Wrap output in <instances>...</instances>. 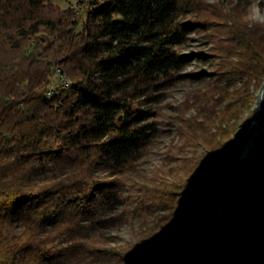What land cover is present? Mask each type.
I'll return each mask as SVG.
<instances>
[{
	"label": "trees",
	"instance_id": "1",
	"mask_svg": "<svg viewBox=\"0 0 264 264\" xmlns=\"http://www.w3.org/2000/svg\"><path fill=\"white\" fill-rule=\"evenodd\" d=\"M50 1L0 0V264H165L214 198L243 134L232 121L252 108L249 88L264 79V30L223 28L227 56L195 54L214 72L188 76L203 82L187 98L195 114L186 118L179 106L172 120L185 145L202 147L200 162L188 168L183 160L176 170L184 178L173 168L148 177L139 163L158 132L160 104L192 58L176 47L199 26L186 19L205 7L92 0L81 20ZM192 184L198 189L186 192ZM225 193L226 179L195 226L209 231L187 264H264V152L227 203ZM230 210L209 251L211 232ZM127 220L134 239L117 244L112 231Z\"/></svg>",
	"mask_w": 264,
	"mask_h": 264
},
{
	"label": "rangeland",
	"instance_id": "2",
	"mask_svg": "<svg viewBox=\"0 0 264 264\" xmlns=\"http://www.w3.org/2000/svg\"><path fill=\"white\" fill-rule=\"evenodd\" d=\"M200 1L205 8H200L198 11L196 10L197 14L195 16L190 17L189 20L186 19L188 22L194 20L192 22L199 24V26L190 33L189 38L183 45L176 47V50L181 55L192 56L180 73L182 76H185V79L180 80L174 86L165 91V99L160 104L161 115L158 121V132L155 134L153 144L149 147L148 152L142 157L139 163V167L145 171L148 177H153L157 174L161 175V173L159 174V172H157L161 169L166 171L170 168L175 170L181 168L183 160H187V162L183 164L187 167L200 162L203 154L202 147L195 143L185 145L183 138H179L175 135V127L173 126L174 122L172 120V118L176 116L174 110L179 106L185 110L184 117L189 118L195 114L196 107H194L192 101H188L187 98L190 93H193L197 89H201L203 82L201 80L193 81L191 78H188V76L197 73L214 72V65H210L208 61H199L197 57H195V54L203 56L207 55L210 57L215 54L219 57L227 56L230 51L227 46L226 35L224 34V31H222L223 28L256 25L264 30V0ZM91 2L92 0H51L50 4L58 11L73 9L76 14V17L74 18L84 20L85 9L89 8ZM232 60L236 61V59ZM55 72H58V70L56 69ZM238 85L239 83L236 86ZM260 86V88L256 86L254 88L253 85V87L249 88L250 92H252L256 98L254 99L252 108L250 110H248V108H242L236 119L232 121L235 123V126L241 125V127H245L242 131L243 133L249 129V123L255 114V104L258 100L260 90L264 89V79L260 81ZM232 100L231 97L227 98L224 104H228ZM186 101L192 105L190 106V104L184 103ZM228 123H230V120ZM250 135L251 133L248 132L247 135L239 140L242 141L240 144L241 146ZM239 141L236 145L237 152ZM236 155L237 153L234 156V160ZM213 164L216 165L217 162L215 161ZM220 165H222V162L218 161L217 166ZM176 171H179L177 176H180V178L186 176V171H183V169L181 171ZM175 174L176 172H173L170 175L168 173L165 176L171 178L173 175L175 176ZM197 189L196 185L192 184L186 192L196 191ZM206 189L208 190V186L204 188V191ZM204 191L203 194H205ZM203 196L204 199H208V192ZM188 200V198L184 199L183 206L185 209L188 207ZM234 205V202L231 201L227 204V207L234 208ZM218 212L219 209L209 218L210 224L213 222ZM230 213H232V210L223 216V219L217 223V226L211 232L208 242L209 251H215L216 247L219 246L226 230ZM134 229L135 222L127 220L115 231H112V234H115L117 237V244L124 245L131 243L134 239ZM206 233L207 232H204L201 228L196 227H193L189 231L184 244L179 250L180 255L177 264L188 263L195 250L200 246L199 244L205 239Z\"/></svg>",
	"mask_w": 264,
	"mask_h": 264
},
{
	"label": "built area",
	"instance_id": "3",
	"mask_svg": "<svg viewBox=\"0 0 264 264\" xmlns=\"http://www.w3.org/2000/svg\"><path fill=\"white\" fill-rule=\"evenodd\" d=\"M64 86H68V84L65 83ZM262 100H264V98H262ZM248 132H250L251 135L242 146L240 145L238 147L236 158L230 168L226 184L227 193L225 201L228 200L234 189H240L245 185L248 171L250 170L251 156L255 154L258 146H260L261 143H264V107H262L261 113L258 115L257 119L252 120V125L249 126ZM241 142L242 141H240V144ZM236 168H245V173L242 176H238V185H230V176H235Z\"/></svg>",
	"mask_w": 264,
	"mask_h": 264
},
{
	"label": "water",
	"instance_id": "4",
	"mask_svg": "<svg viewBox=\"0 0 264 264\" xmlns=\"http://www.w3.org/2000/svg\"><path fill=\"white\" fill-rule=\"evenodd\" d=\"M262 107H264V100H262V93H260V94L258 95V100H257L256 105H255V114H254L253 117H252L253 120H256V119H257L258 115L261 113ZM248 131H249V129H248L245 133H243V134H242V135L236 140V142L234 143V145L232 146V150H231V153H230V160H229V163H228L227 169H226L225 172L220 176V178L217 180V182H216V184H215V186H214V190H215V193H216L215 196H214V198H213V199L210 201V203L205 207V209H204V210L198 215L196 221L193 222L191 225H189V226L185 229V231L183 232V234H182V236H181V238H180V241H179V243H178L177 248L174 250V252H173L172 254H170V256H169L168 259L166 260V263H165V264H168V262H169L170 259L173 257V255L179 252V250L181 249L182 245H183L184 242H185V239H186V237H187L189 231H190L193 227L196 226V224H197V222H198V220H199V217H201V216L204 214V212H205V211H206V210H207V209H208V208H209V207L215 202V200H216V198H217V195H218V192H219V185H220V183H221L224 179H226V184H227L228 174H229L230 168L232 167V165H233V163H234V156H235V149H236L237 142H238L242 137H244L245 135H247ZM208 187H209V186H208ZM206 192H208L207 189L204 191V193L206 194ZM226 193H227V187H226ZM226 193H225V196H226ZM205 194H203V195H205ZM225 196H224L223 203H227V202H228V200L225 201ZM203 197H204V196H203ZM216 216H217V215H216ZM215 218H216V217H215ZM215 218H214V220H215ZM214 220H213V222H214ZM213 222H212V224H213ZM212 224H211V225H212ZM208 231H209V230H208ZM208 231H207V233H208ZM207 233H206V235H207ZM203 240H204V239H203ZM201 243H202V242H201ZM201 243H200V244H201ZM200 244H199V245H200Z\"/></svg>",
	"mask_w": 264,
	"mask_h": 264
},
{
	"label": "bare ground",
	"instance_id": "5",
	"mask_svg": "<svg viewBox=\"0 0 264 264\" xmlns=\"http://www.w3.org/2000/svg\"><path fill=\"white\" fill-rule=\"evenodd\" d=\"M262 93V98H264V89L260 90L259 94ZM256 99V98H255ZM256 105V104H255ZM252 120L249 123V126L252 125ZM240 146V141L238 143V147ZM264 152V143H261L260 146H258L257 151H255V154L251 156V161H250V170L248 171L247 175V181H245V184L250 180L252 174H253V169L255 167V159L260 156ZM245 173V168H236L235 169V176H230V185H238V176H242Z\"/></svg>",
	"mask_w": 264,
	"mask_h": 264
}]
</instances>
